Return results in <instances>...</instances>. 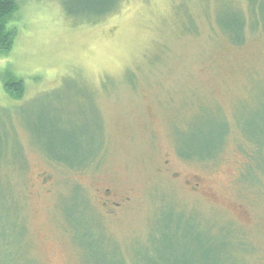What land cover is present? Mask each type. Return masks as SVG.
<instances>
[{
    "label": "rangeland",
    "instance_id": "1",
    "mask_svg": "<svg viewBox=\"0 0 264 264\" xmlns=\"http://www.w3.org/2000/svg\"><path fill=\"white\" fill-rule=\"evenodd\" d=\"M15 1L12 48L0 58V196L15 200L31 261L182 264L206 250L207 228L212 264H264V194L239 195L236 150L250 144H236L248 122L264 128V34L242 45L230 34L245 17L237 8L251 4L256 18L264 0ZM96 3L115 12L89 24ZM7 80L22 83L21 99ZM224 120L218 162L183 158L215 154ZM99 140L95 162L74 169ZM105 190L122 203L113 216ZM1 208V251L13 255L22 229ZM227 221L243 238L224 242L233 262L218 255Z\"/></svg>",
    "mask_w": 264,
    "mask_h": 264
},
{
    "label": "trees",
    "instance_id": "2",
    "mask_svg": "<svg viewBox=\"0 0 264 264\" xmlns=\"http://www.w3.org/2000/svg\"><path fill=\"white\" fill-rule=\"evenodd\" d=\"M251 5V4H250ZM247 6V10L243 11L241 10V8H237V10L239 11V13L241 15L245 14V17L242 16V18H240L239 20H234L235 26L233 28V31L230 32V34H234V35H239L240 39L239 41L237 40V42H234L233 45H242L244 44V42L246 41V34L249 32L251 34L254 33H259L260 34H264V8L262 7H258L257 12H259L258 17L254 18L253 16H251V14L249 12H251L250 9L253 10L252 6ZM85 9H89L92 12V17H89L87 19H85L86 22H88L89 24H95L97 23L101 18L102 15H109L112 14L113 12H115V8L111 7V6H107L105 7L104 5H100L98 3L94 4L93 7H87ZM18 10V5L16 3L15 0H0V58L6 56L9 51L12 48V44H13V38H14V30L12 28L8 27L9 21L11 19V17L14 15V13H16ZM105 13V14H104ZM261 13L263 16H261ZM8 84V85H7ZM4 86L6 88V93H8L10 95L11 98L13 99H21V96L23 94L22 92V88L23 85L22 83H20V81H10L7 80L4 82ZM225 123V124H224ZM224 123L222 124L224 130L222 129V134L218 133L217 134V138H218V144L221 145V148L214 154V151L211 153H208L207 156L202 157V158H195V157H183L185 159H194V160H198V161H206L209 163H216L218 162V160H220L221 156H220V152L223 149L224 146V142L228 136V134L231 132V128L230 125L227 124V122L224 120ZM225 125H227V127H225ZM257 126L256 124H253L252 122H248L245 128V132L242 133V135H240L242 137V139H240L239 137L237 138V142L236 144L242 142V140L244 139V136L246 135L248 139H245L248 143L247 144L248 147L245 150L240 149L237 145H236V150L240 151L242 153V157H243V163L242 165L239 167L238 169V184L240 185V193L242 196L247 194H252V196H262L261 194V190L263 191L264 194V156L262 151L264 150V128L263 129H256L255 130V126ZM240 129V127H239ZM241 130V129H240ZM238 133V132H237ZM100 137V136H99ZM212 137H210L211 139ZM223 140V141H222ZM246 144V143H245ZM101 147H102V142L99 140V144H98V148L95 152L94 155H91L86 161L83 160V158L80 159V157L75 156L74 158V169H84L86 168L85 166H87L88 163H90L91 161L95 162V158L97 156V154L101 151ZM3 154H0V159L2 158ZM18 157V156H16ZM15 157V158H16ZM18 161V165L21 167L23 166L25 163L23 162V155L22 153L20 154L19 158H16ZM54 162H57L59 164H61L62 162L58 161V160H54ZM24 163V164H23ZM63 164V163H62ZM76 164V165H75ZM2 187L4 188V190L2 189ZM7 187H5V184L0 183V192L3 190L4 192H6ZM0 201L1 202V210H3L1 216H4V223L6 220L11 221L9 224H13L14 222H16L15 226H17V228L22 229L20 232V238L18 240V243H16L19 248L14 251L13 255L11 252H6V251H1V249H5V247L9 248L10 247V243L9 241H5V238L2 239V241L0 242V264H35V261H31L29 252L26 248H24L21 244V242L24 239V230H23V226L21 225L20 222H18V209H16L15 211V200L11 201L8 196H0ZM174 214V213H173ZM181 214V215H180ZM9 215V216H8ZM13 215V218H12ZM178 219L177 221L180 222V217L183 216V214L181 213V211L176 214ZM170 216L169 220L170 222L172 221L171 219V213L168 215ZM183 218V217H182ZM170 222L167 224L169 225ZM178 223V222H177ZM176 223V224H177ZM200 223V222H199ZM179 225V223H178ZM178 225L176 227V230H178ZM199 226V225H198ZM201 228V227H199ZM232 229V230H231ZM206 230V250L204 251L203 249L200 250V255L201 256H192V255H180L182 257V264H189L188 262H190V264H212V260L214 257V251L215 248L218 245H215L214 239L211 237V230L212 229H205ZM222 232L227 233V237L224 238L223 243H222V250L221 252L218 253V255L220 256L221 253V257H223V259H226V261H232L233 262V258L234 257V251L236 250V248L234 246H230L229 243L225 244V240H233L234 241H242L243 238H239L237 236V231L234 229V226H232L231 222L227 221L226 225L224 227H222L221 229ZM229 235V236H228ZM3 236V235H2ZM238 237V238H237ZM7 242V243H6ZM88 248L91 246H87ZM92 249V248H91ZM219 249V248H218ZM221 249V247H220ZM226 249V250H224ZM217 252V251H216ZM170 253H173L172 255H170L172 258L177 259L178 256L174 254L173 250H170ZM3 256H5V258L3 259ZM158 259H160L159 257H157ZM180 259V257H179ZM4 260V261H2ZM161 260V259H160ZM170 260V257H169ZM240 262H242L241 264H245L243 263V261L241 260ZM164 264H170V261L166 260V262H164ZM171 264H180V262L175 263L172 262ZM215 264V263H213Z\"/></svg>",
    "mask_w": 264,
    "mask_h": 264
},
{
    "label": "flooded vegetation",
    "instance_id": "3",
    "mask_svg": "<svg viewBox=\"0 0 264 264\" xmlns=\"http://www.w3.org/2000/svg\"><path fill=\"white\" fill-rule=\"evenodd\" d=\"M104 196L106 198H104L100 203L101 207L104 211V215L113 216L115 214V212L122 207V203L117 202L115 200H112L109 190L104 191Z\"/></svg>",
    "mask_w": 264,
    "mask_h": 264
}]
</instances>
